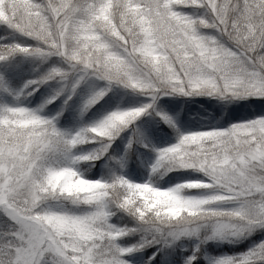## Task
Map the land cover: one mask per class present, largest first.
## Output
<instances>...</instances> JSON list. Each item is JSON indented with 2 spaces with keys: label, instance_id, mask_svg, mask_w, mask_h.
<instances>
[{
  "label": "snow or ice",
  "instance_id": "6c2138e0",
  "mask_svg": "<svg viewBox=\"0 0 264 264\" xmlns=\"http://www.w3.org/2000/svg\"><path fill=\"white\" fill-rule=\"evenodd\" d=\"M17 57L39 62L36 78L17 85ZM40 85L50 87L41 103L21 102ZM114 89L145 102L121 109L117 100L74 131L60 126L63 108L46 110L83 92V114ZM165 96L203 97L223 110L242 102L258 112L227 127L177 130L175 143L155 150L144 182L118 172L84 178L78 166L102 158L123 169L125 157L109 149L149 111L175 127L156 111ZM86 144L98 147L85 152ZM180 171L199 179L169 187L151 179ZM123 217L131 223L114 222ZM257 234H264V0H0V264H133L134 253L155 246L151 264L184 240L194 244L182 264H264V239L242 251L203 252L210 241ZM130 236L139 239L123 243Z\"/></svg>",
  "mask_w": 264,
  "mask_h": 264
},
{
  "label": "rangeland",
  "instance_id": "374dc122",
  "mask_svg": "<svg viewBox=\"0 0 264 264\" xmlns=\"http://www.w3.org/2000/svg\"><path fill=\"white\" fill-rule=\"evenodd\" d=\"M25 59L31 64L30 67H27V71L33 75H38V72L33 71L35 67L32 66L31 59ZM20 68L21 71L17 76L16 82L21 81L23 73H25L21 66ZM38 88V92L30 97L22 98L21 102L29 107H36L41 103L43 98L49 94L50 87L49 85H40ZM83 94V92L77 94L68 105H63V98H61L56 103L48 105L46 110L55 113L63 108L64 113L60 119V126L74 131L80 126L91 125L97 122L104 114L115 108V101L117 100L121 109L136 107L145 102L143 97L135 96L131 93L125 94L123 90L114 89L99 105L81 114L80 101ZM250 110L253 114L258 112V108L255 106L250 107ZM156 111L168 115L175 124V127L169 126L155 115V112L149 111L138 118L128 129L124 130L109 149L110 155L125 157L123 169L114 166L112 160L102 158L100 161L95 162L93 166H88L85 163H81L78 166V170L84 178H101L97 170L103 168L105 169L104 174L110 175L111 172H118L133 182H144L149 179L150 166L156 155L155 150L175 143L177 140V130L181 133H190L211 127H227L230 123L249 119L253 115L246 116L242 113H231L230 111L223 110L218 102L207 98H188L182 96L162 97L157 101ZM137 134L143 137V144L136 142ZM130 138L133 139L132 147L125 152V145ZM96 147H98L96 144L80 146L81 150L85 152L91 151ZM92 167L94 168L91 169ZM151 179L154 185L169 187L184 181L199 179V176L196 173L180 171L164 177L154 174L151 176ZM191 194L198 195L199 193L193 190ZM123 243L129 244L125 241ZM203 252L205 254V250ZM140 255V251L132 255L133 264H143L142 259L139 258Z\"/></svg>",
  "mask_w": 264,
  "mask_h": 264
},
{
  "label": "trees",
  "instance_id": "16d2710c",
  "mask_svg": "<svg viewBox=\"0 0 264 264\" xmlns=\"http://www.w3.org/2000/svg\"><path fill=\"white\" fill-rule=\"evenodd\" d=\"M17 58H19V57H17ZM24 80H26V79H23L22 81H24ZM227 111H230L231 113L238 112V113H244V114L250 112L249 107H246L242 102L228 106V110ZM169 173H171V172H169ZM102 178H106V177L104 176ZM114 221L116 223H131V221L127 217L114 218ZM138 239H139V236H130V237H126L124 239V241L129 243V244H131V243H135ZM223 245H229L230 246L231 244L229 242H227V243H224ZM207 246H208V249L211 250V246L209 244H207ZM154 248H155V246L146 247V248L143 249V260L145 262L148 261L149 254H150V252H152L154 250ZM245 248L246 247H244V249ZM212 252H215V251L212 250ZM159 255H161L160 252L157 253L156 257L151 261V264H154L155 262H157V260L160 258Z\"/></svg>",
  "mask_w": 264,
  "mask_h": 264
},
{
  "label": "bare ground",
  "instance_id": "6f19581e",
  "mask_svg": "<svg viewBox=\"0 0 264 264\" xmlns=\"http://www.w3.org/2000/svg\"><path fill=\"white\" fill-rule=\"evenodd\" d=\"M20 82H23V81H19V82H17V84L20 83Z\"/></svg>",
  "mask_w": 264,
  "mask_h": 264
}]
</instances>
